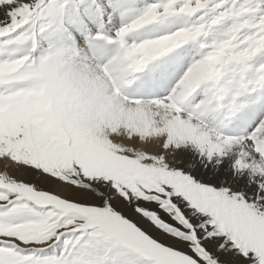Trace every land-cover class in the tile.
I'll list each match as a JSON object with an SVG mask.
<instances>
[{
  "label": "snow or ice",
  "instance_id": "6c2138e0",
  "mask_svg": "<svg viewBox=\"0 0 264 264\" xmlns=\"http://www.w3.org/2000/svg\"><path fill=\"white\" fill-rule=\"evenodd\" d=\"M0 264H264V0H0Z\"/></svg>",
  "mask_w": 264,
  "mask_h": 264
}]
</instances>
